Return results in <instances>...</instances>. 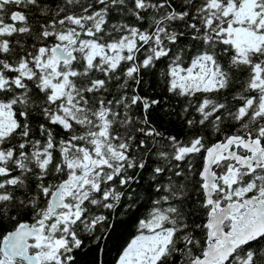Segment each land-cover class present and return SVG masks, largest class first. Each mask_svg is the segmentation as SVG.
<instances>
[{"label": "snow or ice", "instance_id": "6c2138e0", "mask_svg": "<svg viewBox=\"0 0 264 264\" xmlns=\"http://www.w3.org/2000/svg\"><path fill=\"white\" fill-rule=\"evenodd\" d=\"M0 264H264V0H0Z\"/></svg>", "mask_w": 264, "mask_h": 264}, {"label": "trees", "instance_id": "16d2710c", "mask_svg": "<svg viewBox=\"0 0 264 264\" xmlns=\"http://www.w3.org/2000/svg\"><path fill=\"white\" fill-rule=\"evenodd\" d=\"M216 139H217V137L215 135H213L211 138V142H215ZM143 213H144V210L141 209V212L139 213V217L141 219L144 218ZM125 219H127V218H125ZM121 234H122L120 237L121 243H124L125 241H130V239L133 238L135 234H137V224L129 222L127 225H125L121 228Z\"/></svg>", "mask_w": 264, "mask_h": 264}]
</instances>
